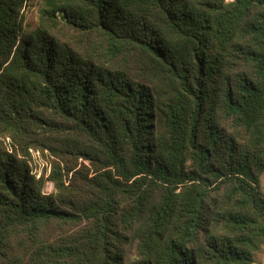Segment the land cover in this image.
I'll return each instance as SVG.
<instances>
[{"label":"trees","instance_id":"obj_1","mask_svg":"<svg viewBox=\"0 0 264 264\" xmlns=\"http://www.w3.org/2000/svg\"><path fill=\"white\" fill-rule=\"evenodd\" d=\"M27 1L0 0V264H254L264 0H41L29 30Z\"/></svg>","mask_w":264,"mask_h":264},{"label":"rangeland","instance_id":"obj_2","mask_svg":"<svg viewBox=\"0 0 264 264\" xmlns=\"http://www.w3.org/2000/svg\"><path fill=\"white\" fill-rule=\"evenodd\" d=\"M41 0H28L24 6V27L29 30L37 25L38 20V9L41 7ZM31 157L29 160V166L32 173L37 177L41 174H45L49 171V159L46 154H41L38 151L30 150ZM259 181L261 189L264 190V172L259 173ZM53 190V185L51 181H46L44 191L51 192ZM256 262L254 264H264V251L259 250L255 252Z\"/></svg>","mask_w":264,"mask_h":264},{"label":"crops","instance_id":"obj_3","mask_svg":"<svg viewBox=\"0 0 264 264\" xmlns=\"http://www.w3.org/2000/svg\"><path fill=\"white\" fill-rule=\"evenodd\" d=\"M263 190V189H262ZM264 191V190H263Z\"/></svg>","mask_w":264,"mask_h":264}]
</instances>
